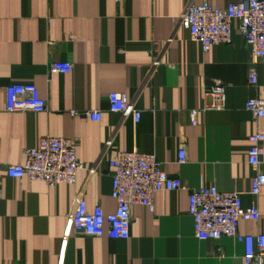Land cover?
<instances>
[{
	"label": "crops",
	"instance_id": "1",
	"mask_svg": "<svg viewBox=\"0 0 264 264\" xmlns=\"http://www.w3.org/2000/svg\"><path fill=\"white\" fill-rule=\"evenodd\" d=\"M235 1L0 0V264H246L236 239L195 236L189 194L201 185L240 192L263 214L242 221L241 230L264 232V190L250 193L248 162L250 136L264 133V117L245 108L250 98L264 101V58L251 86L252 57L238 21L231 44L204 51L178 20L191 4ZM54 61L73 68L51 73ZM27 82L38 86L47 112L6 109V87ZM214 86L226 89L220 108H211ZM113 91L128 93L142 111L138 124L109 111ZM97 109L100 121L82 114ZM47 135L77 139L86 168L76 184L8 175L7 166L24 162L23 150ZM181 147L185 163L178 162ZM134 149L154 153L187 188L156 193L154 208L132 205L128 239L74 232L70 213L78 195L90 209L115 211L109 161Z\"/></svg>",
	"mask_w": 264,
	"mask_h": 264
},
{
	"label": "built area",
	"instance_id": "2",
	"mask_svg": "<svg viewBox=\"0 0 264 264\" xmlns=\"http://www.w3.org/2000/svg\"><path fill=\"white\" fill-rule=\"evenodd\" d=\"M120 1V0H117ZM183 28L190 32L191 39L208 51L217 44L233 42L234 22L249 46L252 62L249 68V83H258L256 65L264 58V0H239L226 7L203 2L191 4L179 16ZM72 63L54 61L51 73H69ZM209 95L214 99L211 108H220L225 101L226 89L214 86ZM6 109L10 112L48 111V102L34 83H12L6 87ZM256 118L264 117V101L250 98L245 105ZM109 111L133 118L135 124L141 120L142 111L136 107L128 93L113 91L109 95ZM76 114H79L76 112ZM89 119L100 121V109L84 111ZM198 111L190 112L191 122L197 124ZM248 162L254 171L251 194L258 197L264 190V171L261 169L264 157V133L250 136ZM22 163L7 166L10 177L26 178L30 182L40 181L49 186L58 184L74 185L78 173L86 166L77 155V139L47 135L36 147L23 150ZM187 161L185 147L179 150V163ZM113 169L112 197L116 209L107 212L101 205L90 209L86 198L78 195L70 213L74 232L91 237L108 235L112 239H128L131 227V207L138 204L154 208V197L160 191H174L187 188L180 177H173L164 169L163 163L154 153L137 149L122 151L109 161ZM0 189V197H1ZM189 214L193 218L194 233L200 240H218L232 237L244 244L246 264H264V232H243L241 222L259 221L263 214L257 202L246 206L238 191H221L215 185H201L190 189Z\"/></svg>",
	"mask_w": 264,
	"mask_h": 264
}]
</instances>
